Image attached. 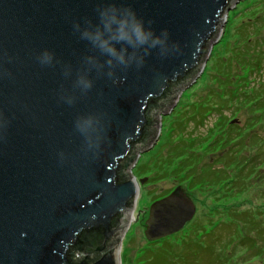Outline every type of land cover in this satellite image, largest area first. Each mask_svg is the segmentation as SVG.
I'll list each match as a JSON object with an SVG mask.
<instances>
[{
    "label": "water",
    "instance_id": "1",
    "mask_svg": "<svg viewBox=\"0 0 264 264\" xmlns=\"http://www.w3.org/2000/svg\"><path fill=\"white\" fill-rule=\"evenodd\" d=\"M239 1L0 0V264H119L137 154ZM124 9L145 43L119 39ZM194 214L178 187L149 208L146 240Z\"/></svg>",
    "mask_w": 264,
    "mask_h": 264
},
{
    "label": "rangeland",
    "instance_id": "2",
    "mask_svg": "<svg viewBox=\"0 0 264 264\" xmlns=\"http://www.w3.org/2000/svg\"><path fill=\"white\" fill-rule=\"evenodd\" d=\"M223 20L200 74L159 112L155 143L137 154L138 196L119 264L185 246L195 263L203 245L214 258L203 255L206 264H264V0H240ZM178 187L195 206L193 219L148 242L149 208Z\"/></svg>",
    "mask_w": 264,
    "mask_h": 264
},
{
    "label": "trees",
    "instance_id": "3",
    "mask_svg": "<svg viewBox=\"0 0 264 264\" xmlns=\"http://www.w3.org/2000/svg\"><path fill=\"white\" fill-rule=\"evenodd\" d=\"M246 43H248V42H246ZM243 46H245V44H243ZM242 55L245 56L244 54H242ZM238 59H240V55H239ZM228 97H231V95L229 94ZM178 155L180 157L183 154L179 153ZM203 173H205V175H206L205 180L207 179L206 181L210 183L212 181V177H213L212 173L213 172L207 170V172L203 171ZM202 247L203 248H200V250L202 251L200 253L201 257H199V260L200 259L201 260L200 261L196 260L195 263H192L191 261H189V257H190L191 252H192V250H190V246L189 247L185 246V247L181 248V252H172L173 250H171L169 252V255L166 252H162V250L158 251V252H152L151 251V254L148 253L149 255L146 257V261L144 264H206V263H203V260H202L203 255L206 256L205 259L209 260V257H211L210 260L214 261L212 252L210 251V246L203 245ZM173 257H176V260H174Z\"/></svg>",
    "mask_w": 264,
    "mask_h": 264
},
{
    "label": "clouds",
    "instance_id": "4",
    "mask_svg": "<svg viewBox=\"0 0 264 264\" xmlns=\"http://www.w3.org/2000/svg\"><path fill=\"white\" fill-rule=\"evenodd\" d=\"M127 13V17L121 20L118 25L117 32L119 33V39L130 43L132 42L133 36L140 43H145L149 37L152 36V30L149 28L147 31L143 27L142 18H138L136 13L131 9H124ZM103 15V14H102ZM152 22L149 21V24ZM164 35L167 36V31H164ZM158 42V38L153 39L152 43L155 44ZM108 51L114 53L113 48H108ZM120 59L123 61V57Z\"/></svg>",
    "mask_w": 264,
    "mask_h": 264
},
{
    "label": "flooded vegetation",
    "instance_id": "5",
    "mask_svg": "<svg viewBox=\"0 0 264 264\" xmlns=\"http://www.w3.org/2000/svg\"><path fill=\"white\" fill-rule=\"evenodd\" d=\"M167 195H164L163 197H161V198H164V197H166ZM160 200V199H159ZM155 201H158V200H155ZM130 216H132V213H131V215ZM148 216H149V212H148ZM130 220H131V217H130ZM169 237H171V236H169ZM168 238V237H167ZM165 239V238H164Z\"/></svg>",
    "mask_w": 264,
    "mask_h": 264
}]
</instances>
